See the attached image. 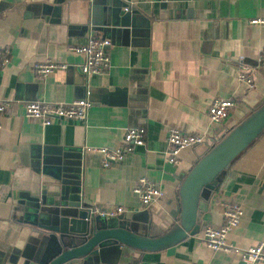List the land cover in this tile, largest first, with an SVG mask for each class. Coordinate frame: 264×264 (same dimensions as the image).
<instances>
[{"label":"crops","instance_id":"crops-1","mask_svg":"<svg viewBox=\"0 0 264 264\" xmlns=\"http://www.w3.org/2000/svg\"><path fill=\"white\" fill-rule=\"evenodd\" d=\"M109 4V5H107ZM264 0H0V101L10 105L0 119V264H29L47 235L25 213L33 199L55 200L65 187L79 189L88 209L123 208L136 234L160 237L176 224L179 187L195 165L228 131L264 104ZM92 36L110 41L109 68L84 77V58L70 51ZM67 65L39 77L35 65ZM257 65L254 87L239 83V66ZM91 102L85 120H53L45 127L25 118L28 102ZM214 99L235 103L219 123L208 118ZM142 127L144 145L108 169L94 147H116L127 129ZM203 136L169 163L167 133ZM163 197L142 207L133 188L140 178ZM243 214L227 243L243 251L264 242V133L218 177L199 203L198 234L157 252L107 244L97 256L66 264H243L233 252L212 251L205 226L222 225L223 203ZM50 208L42 206L40 211ZM44 247V253L53 250ZM264 264V263H258Z\"/></svg>","mask_w":264,"mask_h":264},{"label":"water","instance_id":"water-1","mask_svg":"<svg viewBox=\"0 0 264 264\" xmlns=\"http://www.w3.org/2000/svg\"><path fill=\"white\" fill-rule=\"evenodd\" d=\"M109 5V4H107ZM264 133V104L252 112L235 128L228 131L184 177L178 192V207L174 219L176 224L165 235L149 237L136 234L129 223L118 215L116 218H102L85 208L79 197L65 199V187L55 200H31L33 211L25 213L30 225L47 235L29 264H66L75 260H87L97 256L107 244H116L135 252H157L167 249L187 236L199 233L201 213L199 203L212 194L218 177L229 165ZM42 206L48 210L40 211ZM53 244L50 253H44L45 245Z\"/></svg>","mask_w":264,"mask_h":264},{"label":"built area","instance_id":"built-area-1","mask_svg":"<svg viewBox=\"0 0 264 264\" xmlns=\"http://www.w3.org/2000/svg\"><path fill=\"white\" fill-rule=\"evenodd\" d=\"M251 25H264V19H253ZM110 41L105 38L90 36L83 45L70 47L69 50L84 58L83 64L79 67L84 77L103 75L109 68V57L107 50ZM8 51L0 50V67L9 63ZM257 61L264 62V47L257 55ZM67 69V65L55 63H40L35 65V72L39 77H46ZM257 65L242 63L239 66L237 80L250 90L254 87L253 73ZM9 101H0V119L9 107ZM235 103L231 100L214 99L208 107V118L211 122L219 123L228 117L230 109ZM91 102L86 99H79L67 104H53L47 102H28L23 107L25 118L37 121L47 127L53 120H85ZM145 130L142 127L127 129L123 139L116 147H94L86 148V152L97 154L100 158L102 169H108L114 164L122 162L126 156L133 153L136 148L144 145ZM205 141L203 136L185 135L175 128H170L167 133V143L170 147L168 153L169 163H176L179 153L188 148L201 145ZM133 193L138 197L142 207L147 208L158 199L163 197V191L155 184L148 182L146 178H140L133 188ZM223 223L220 227L214 228L205 226L201 231V237L207 248L212 251L233 252L239 255L243 264L264 263V242L243 251L233 248L227 243V235L238 226L243 214L242 208L237 203H223ZM93 215L102 218H116L124 212L123 208L115 209H90Z\"/></svg>","mask_w":264,"mask_h":264}]
</instances>
